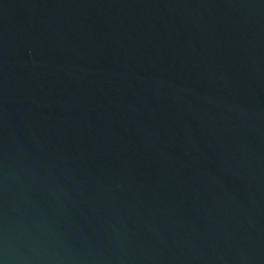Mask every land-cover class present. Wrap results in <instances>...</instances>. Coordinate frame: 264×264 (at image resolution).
Instances as JSON below:
<instances>
[{"label": "water", "instance_id": "obj_1", "mask_svg": "<svg viewBox=\"0 0 264 264\" xmlns=\"http://www.w3.org/2000/svg\"><path fill=\"white\" fill-rule=\"evenodd\" d=\"M0 264H264V0H0Z\"/></svg>", "mask_w": 264, "mask_h": 264}]
</instances>
